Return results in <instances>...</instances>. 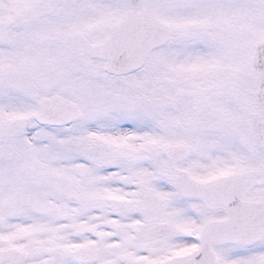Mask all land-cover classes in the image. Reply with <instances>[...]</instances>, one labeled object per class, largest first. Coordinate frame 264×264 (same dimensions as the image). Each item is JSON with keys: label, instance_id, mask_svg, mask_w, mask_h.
<instances>
[{"label": "rangeland", "instance_id": "rangeland-1", "mask_svg": "<svg viewBox=\"0 0 264 264\" xmlns=\"http://www.w3.org/2000/svg\"><path fill=\"white\" fill-rule=\"evenodd\" d=\"M132 8L168 22L174 36L138 75L111 77L88 56L89 45ZM10 23L18 33L6 36ZM260 67L264 0H0V74L17 76H1L0 85V232L21 229L40 253L29 264H127L128 238L148 233L135 221L153 218L141 219L131 201L148 192L169 197L174 187L158 145L189 140L186 166L197 177L218 170V161L222 168L258 163L254 150L264 136L254 129L261 114L250 95L263 81ZM56 95L77 104L81 118L37 125L38 101ZM11 199L16 223L1 224ZM73 204L86 212L60 220ZM180 205L188 207L171 203L167 220L181 221ZM54 228L59 233L49 234Z\"/></svg>", "mask_w": 264, "mask_h": 264}, {"label": "flooded vegetation", "instance_id": "flooded-vegetation-1", "mask_svg": "<svg viewBox=\"0 0 264 264\" xmlns=\"http://www.w3.org/2000/svg\"><path fill=\"white\" fill-rule=\"evenodd\" d=\"M0 84H2L1 81ZM261 98L262 96L259 100ZM259 103L258 106H260ZM261 111L264 112V105ZM191 160L192 158H189L175 167L174 178L179 170H185L191 177L202 182L224 173L242 171L246 167L237 165L234 168H222L224 163L218 161V170L209 176L197 177L192 168L186 166ZM206 160L209 161L208 158ZM221 187H224L223 183ZM223 189L212 193L210 195L212 199L207 201L195 198L185 199L176 190L178 198L174 203L181 202L188 206H179L181 221H175L176 217L172 220L166 219L169 202L165 200L164 212L154 214V220L146 226L148 234L135 237L127 243L130 245L127 249L129 260L127 264H152L160 259L187 254H194V264L204 262L208 264H264V205H260L264 203V197L260 196L264 187H252L249 190L243 188L238 195H232L229 184L226 185L224 192ZM12 201L13 199H11V204H14ZM131 205L136 209L135 203ZM15 209L16 207L5 213L1 218V224H6L7 219L13 218ZM159 224H169L171 233L162 237L153 236L151 229ZM10 233L6 228L0 232L2 236L0 251L20 250L25 253L27 262L34 261L37 253H33L31 242L18 234L8 236ZM150 242L152 244L149 246ZM134 245H140L141 249L139 248L137 253L138 257L133 260L129 256L130 252L135 253ZM202 251L206 252V259L199 253ZM146 256L150 259H143ZM89 258L92 259L93 255ZM27 262L22 264H27ZM0 264L15 263L8 261Z\"/></svg>", "mask_w": 264, "mask_h": 264}, {"label": "water", "instance_id": "water-1", "mask_svg": "<svg viewBox=\"0 0 264 264\" xmlns=\"http://www.w3.org/2000/svg\"><path fill=\"white\" fill-rule=\"evenodd\" d=\"M141 19V18H140ZM141 23L147 26V31L138 21H134L131 15H126L118 23L110 28L111 37L101 45L91 48L93 58L106 59L108 64L105 68L109 73L122 75L130 73L142 67L145 56L154 48L164 45L168 40V34L165 32L163 25L157 24L152 20L142 18ZM76 110L69 106L57 102L52 107L51 101H41L40 109L35 115V119L45 125H62L72 119L77 118ZM171 145L166 147L163 152L174 163L178 161L176 156H184L185 147ZM264 180L260 183L263 184ZM183 188V187H182ZM194 188V189H193ZM187 196L193 194L203 199H208L206 186L183 188ZM141 208H150L144 203L140 204ZM10 253L0 254V258L7 259Z\"/></svg>", "mask_w": 264, "mask_h": 264}]
</instances>
